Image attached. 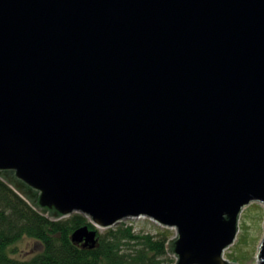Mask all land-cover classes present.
Wrapping results in <instances>:
<instances>
[{
	"label": "water",
	"instance_id": "water-1",
	"mask_svg": "<svg viewBox=\"0 0 264 264\" xmlns=\"http://www.w3.org/2000/svg\"><path fill=\"white\" fill-rule=\"evenodd\" d=\"M0 176L89 218L84 248L146 217L175 264H238L264 204V0H0Z\"/></svg>",
	"mask_w": 264,
	"mask_h": 264
},
{
	"label": "trees",
	"instance_id": "trees-1",
	"mask_svg": "<svg viewBox=\"0 0 264 264\" xmlns=\"http://www.w3.org/2000/svg\"><path fill=\"white\" fill-rule=\"evenodd\" d=\"M8 176H0V264H175L167 234L139 233L126 223L99 231L95 248L74 243L71 235L78 227L88 224L96 228L89 218L74 213L52 219L38 208L35 198L19 193ZM24 237L43 244L29 259L12 255L11 246Z\"/></svg>",
	"mask_w": 264,
	"mask_h": 264
},
{
	"label": "rangeland",
	"instance_id": "rangeland-1",
	"mask_svg": "<svg viewBox=\"0 0 264 264\" xmlns=\"http://www.w3.org/2000/svg\"><path fill=\"white\" fill-rule=\"evenodd\" d=\"M120 223L133 225L139 233H165L170 239L175 237L176 229L159 225L155 221L146 218H128ZM119 223V224H120ZM240 230L233 245L225 251V257L238 264H255L257 262L258 246L264 236V204L252 202L246 206L241 214L239 222ZM104 232L105 229L99 230ZM43 249V244L31 237H24L13 246L12 255L19 259H29ZM171 259L176 260L174 255Z\"/></svg>",
	"mask_w": 264,
	"mask_h": 264
}]
</instances>
